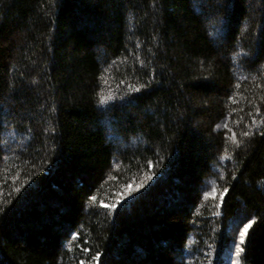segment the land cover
I'll list each match as a JSON object with an SVG mask.
<instances>
[{
  "label": "trees",
  "instance_id": "obj_1",
  "mask_svg": "<svg viewBox=\"0 0 264 264\" xmlns=\"http://www.w3.org/2000/svg\"><path fill=\"white\" fill-rule=\"evenodd\" d=\"M261 133L264 0H0V264H264Z\"/></svg>",
  "mask_w": 264,
  "mask_h": 264
},
{
  "label": "snow or ice",
  "instance_id": "obj_2",
  "mask_svg": "<svg viewBox=\"0 0 264 264\" xmlns=\"http://www.w3.org/2000/svg\"><path fill=\"white\" fill-rule=\"evenodd\" d=\"M136 91H139V89H136ZM108 99L109 98H102L101 104L106 105L108 103ZM106 123H108L109 130L111 131V123L110 122H106ZM233 135H235L234 132H233ZM244 135L247 136V135H249V133H245ZM261 135H264V133H261ZM225 191H227V189H225ZM91 199L95 200L96 197L93 196V197H91ZM104 206L108 207V208H115L116 207L115 204H108V205H104ZM253 223H254V221L249 220L248 224H245L243 226L242 230L238 229V231H239V239H240L241 244L244 242L245 235L247 234L248 229L252 226ZM76 235L78 236L79 234L77 233ZM235 249H236V256L237 257H239L241 255V253L244 252V249L239 244L235 245ZM83 251H88V249L85 248V249H83ZM80 264H84V261L81 260ZM236 264H240V260L239 259L236 261Z\"/></svg>",
  "mask_w": 264,
  "mask_h": 264
}]
</instances>
